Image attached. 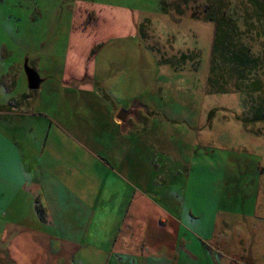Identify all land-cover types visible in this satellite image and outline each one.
Returning a JSON list of instances; mask_svg holds the SVG:
<instances>
[{
    "label": "crops",
    "instance_id": "obj_1",
    "mask_svg": "<svg viewBox=\"0 0 264 264\" xmlns=\"http://www.w3.org/2000/svg\"><path fill=\"white\" fill-rule=\"evenodd\" d=\"M111 10L114 19L130 22L128 33L138 32L128 9ZM77 29L59 73L42 76L37 63L28 65L38 73L37 87L10 97L24 100L32 91L28 104H0V264H216L215 257L219 264L216 237L228 243V230L239 226L231 214L237 211L223 202L231 204L240 190H222L219 203L211 201L217 148L201 142L184 163L179 146L172 147L181 130L169 129L173 140L167 139L161 137L166 126L152 121L161 113L141 102L110 106L106 89L113 93L114 85L127 88L129 81L118 76L99 86L87 61V38L79 39ZM16 82L0 71L3 90ZM152 149L162 166L151 159ZM229 155L221 158L227 167ZM151 165L163 167L164 183L180 180L185 169L198 186L156 191L148 185Z\"/></svg>",
    "mask_w": 264,
    "mask_h": 264
},
{
    "label": "rangeland",
    "instance_id": "obj_2",
    "mask_svg": "<svg viewBox=\"0 0 264 264\" xmlns=\"http://www.w3.org/2000/svg\"><path fill=\"white\" fill-rule=\"evenodd\" d=\"M262 1L0 0V71L17 80L8 84L7 90L0 87V104L8 102L12 109L28 104L32 91L24 100L10 99L29 85L25 66L37 63L42 76L59 73L78 27L79 39L85 36L87 48L91 49L87 61L91 59L90 69L95 79L102 81L99 86L107 84L103 80L118 76L129 81L127 88L122 83L114 85L118 88L113 93L121 98L105 88L113 97L110 106L114 102L126 105L141 102L161 113L152 115V121L158 127L160 123L166 126L161 137L167 139L173 140L169 129L181 130L177 145L172 147L175 150L179 146L184 163L191 161L201 142L208 141L217 148L214 168L209 172V186L214 191L211 201L218 204L222 190H240L231 204L223 202V207L237 211L231 214L239 226L228 230V243L216 237L214 249L219 252V264H264V121L253 119V105L264 104V8L257 3ZM111 7L128 9L135 26L138 23V32L128 33L130 22L125 16L114 19ZM211 15L233 21L241 41L253 56L259 57L255 76L263 88L254 91L253 98L246 97L244 90L230 89L229 81L218 89L214 87L215 77L210 71L216 24L206 19ZM112 31L120 34L106 35ZM95 41H100L101 46L93 54L99 44H94ZM183 54L188 55L186 60H182ZM166 60L174 65L165 63ZM40 105L46 108L45 104ZM232 151L241 156V163ZM228 153L227 167L221 158ZM173 157V162L179 164L178 157ZM151 159L161 166L164 163L157 149H152ZM234 165L237 172L230 171ZM181 172L180 180L177 177L164 183L160 180L163 167L158 170L151 165L148 185L156 191L163 187L177 190L183 185L186 189L198 186L197 180L187 177L185 169ZM235 176L233 184L230 179ZM170 196L161 195L158 200L166 202L165 199L174 198V194ZM215 262L218 264L216 257Z\"/></svg>",
    "mask_w": 264,
    "mask_h": 264
},
{
    "label": "trees",
    "instance_id": "obj_3",
    "mask_svg": "<svg viewBox=\"0 0 264 264\" xmlns=\"http://www.w3.org/2000/svg\"><path fill=\"white\" fill-rule=\"evenodd\" d=\"M257 3H260L261 7L264 8V1ZM206 19L216 24L215 37L212 44V71H210L215 77L213 81L214 87H222L229 81L230 89L244 90L247 94L246 97L250 96V98H253L254 91H260L263 88L260 79L255 76V71L260 65L259 57L253 56L249 47L241 41V38L237 35L238 28L233 21L215 15L208 16ZM100 46L101 44H98L93 49V54ZM186 56L188 55L183 54L180 57L184 60ZM169 61L166 60L165 63ZM169 63L172 66L174 65L172 62ZM26 96V94H23L22 98H26ZM1 107L5 106L2 105ZM253 112V115L255 114L253 117L254 121H264V104L257 103L253 105Z\"/></svg>",
    "mask_w": 264,
    "mask_h": 264
},
{
    "label": "water",
    "instance_id": "obj_4",
    "mask_svg": "<svg viewBox=\"0 0 264 264\" xmlns=\"http://www.w3.org/2000/svg\"><path fill=\"white\" fill-rule=\"evenodd\" d=\"M25 71H26L29 87L32 89L36 88L39 83L38 73L34 69L28 66H25Z\"/></svg>",
    "mask_w": 264,
    "mask_h": 264
}]
</instances>
